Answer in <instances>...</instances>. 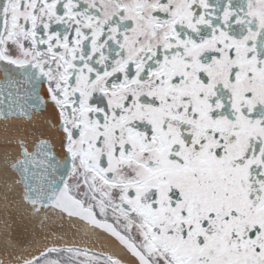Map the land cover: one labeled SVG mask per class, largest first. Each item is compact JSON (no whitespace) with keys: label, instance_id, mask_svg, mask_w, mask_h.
<instances>
[{"label":"snow or ice","instance_id":"6c2138e0","mask_svg":"<svg viewBox=\"0 0 264 264\" xmlns=\"http://www.w3.org/2000/svg\"><path fill=\"white\" fill-rule=\"evenodd\" d=\"M0 245L264 264V0H0Z\"/></svg>","mask_w":264,"mask_h":264},{"label":"water","instance_id":"95a60500","mask_svg":"<svg viewBox=\"0 0 264 264\" xmlns=\"http://www.w3.org/2000/svg\"><path fill=\"white\" fill-rule=\"evenodd\" d=\"M78 240H83V245L82 246H92L93 243H95V247L93 248L94 251H118V249H115L114 246L110 245L107 241L103 242V247L100 246V242L96 241V238L93 237L91 240L84 238L83 236L78 237ZM2 247V245H0Z\"/></svg>","mask_w":264,"mask_h":264},{"label":"flooded vegetation","instance_id":"af4514ba","mask_svg":"<svg viewBox=\"0 0 264 264\" xmlns=\"http://www.w3.org/2000/svg\"><path fill=\"white\" fill-rule=\"evenodd\" d=\"M128 264H130V261L128 262Z\"/></svg>","mask_w":264,"mask_h":264}]
</instances>
